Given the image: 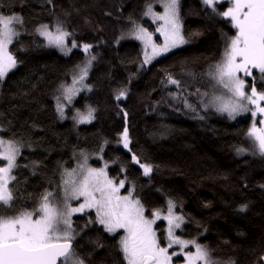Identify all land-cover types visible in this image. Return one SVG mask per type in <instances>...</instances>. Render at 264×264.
<instances>
[{
    "label": "trees",
    "instance_id": "16d2710c",
    "mask_svg": "<svg viewBox=\"0 0 264 264\" xmlns=\"http://www.w3.org/2000/svg\"><path fill=\"white\" fill-rule=\"evenodd\" d=\"M149 3L162 12V0H0V14L22 18L10 46L18 65L0 82V137L20 146L10 183L15 199L11 207L0 205V215L33 210L45 191L58 187L65 170L89 156L91 165L106 162L109 175L125 181L124 192L132 191L147 216L167 213L172 201L174 214L184 217L177 235L207 246L218 264H264V155L237 151L251 145L247 130L255 118L248 112L232 119L204 106L221 95L208 73L236 34L230 18L216 14L231 7L230 0H219L216 12L203 0H179L188 43L143 64L136 27L161 42L155 31L160 21L144 14ZM45 24L52 31L60 24L78 47L65 55L50 46L37 31ZM85 44L92 46L87 52ZM91 57L81 90L68 108L65 102L61 118L62 86ZM260 75L253 69L255 86L264 91ZM169 77L180 83L170 84ZM242 78L249 86L254 82ZM120 91L125 95L117 99ZM89 107L94 118L78 123L77 112L86 115ZM125 128L128 148L121 142ZM133 155L152 166L149 175ZM89 218L94 211L73 216L78 257L84 264H126L122 231L111 234L98 223L85 227ZM157 232L167 245L165 221Z\"/></svg>",
    "mask_w": 264,
    "mask_h": 264
},
{
    "label": "snow or ice",
    "instance_id": "6c2138e0",
    "mask_svg": "<svg viewBox=\"0 0 264 264\" xmlns=\"http://www.w3.org/2000/svg\"><path fill=\"white\" fill-rule=\"evenodd\" d=\"M218 2L219 0H203L213 12H216L215 5ZM162 3L163 13L154 12L152 4L149 3L144 14L162 22L155 31L163 37V43L157 44L153 33L141 26H137L133 32L135 38L144 45L143 64H148L171 49L188 43L182 34L179 0H162ZM230 3L231 7L226 11L216 14L230 18L236 34L226 43L222 60L208 73V76L229 95L213 96L204 106L215 107L218 112L227 113L232 119L242 112L249 111L253 118L258 114L264 116V91L257 90L256 78L253 76V69H256L261 74L260 79L264 81V0H230ZM17 23H22L20 16L0 14V82L18 65L17 58L9 50L14 38L19 36L14 27ZM37 31L47 39L50 46L58 47L62 51H71L66 44V39L71 33L65 31L60 24L55 26V31L49 30L47 24L41 25ZM72 47L78 45L73 43ZM91 47L88 44L83 46L86 52ZM94 59L95 57H91L80 67L79 75L73 77L70 86H62L63 99L69 104L81 90L76 85H83ZM242 77H253V84L249 86ZM168 82L174 85L180 83L171 77ZM248 87L250 92L245 91ZM124 95L125 92L120 91L117 99ZM203 95L207 96L208 93ZM249 105L254 106V110ZM186 106L192 108L190 104ZM65 107L66 105L60 102V97H57V111L61 118L64 116ZM94 111L91 107L86 115L78 111L74 119L78 123L90 122L94 118ZM259 123L261 126L257 127L256 120L253 119L247 136L253 141L259 154L264 155V119ZM121 142L128 148L127 128L122 133ZM19 155L20 149L16 142L0 138V205L11 207L14 202V189L10 188V183L16 180L12 172L18 167ZM132 160L140 164L135 155ZM140 167L143 168L144 175L152 172L151 165L140 164ZM106 168L107 164L99 169L88 167L85 156L79 170H65L62 198H58L56 193L45 191L40 197L39 207L32 211L23 210L14 217L0 215V264H84L73 249L75 234L72 216L77 213L86 214L88 210L95 211V218H89L85 227L98 223L108 233L124 231L119 240V247L126 264H172L173 256L179 254H183L185 264H218L207 246L197 243L196 240H183L176 235L175 230L181 227L184 217L174 214L172 201L168 202L167 215H162L160 210H156L149 219L145 216L140 201L133 198L132 191L127 195L120 194L125 181L120 180L117 184L108 177ZM70 201H77L78 206H72ZM159 219L167 221L166 246H161L153 227ZM174 245L179 246V253H169V249ZM189 245L194 246V252L185 251Z\"/></svg>",
    "mask_w": 264,
    "mask_h": 264
},
{
    "label": "rangeland",
    "instance_id": "374dc122",
    "mask_svg": "<svg viewBox=\"0 0 264 264\" xmlns=\"http://www.w3.org/2000/svg\"><path fill=\"white\" fill-rule=\"evenodd\" d=\"M161 2V1H160ZM163 6V5H162ZM152 7H153V11L154 12H157L158 13V11H156V9H155V7L153 6V4H152ZM145 11H147V8H146V10ZM163 11H164V8L162 9V12L161 13H163ZM179 15H180V11H179ZM152 18V17H151ZM153 19V18H152ZM180 20H181V25H182V34H183V20H182V18H181V16H180ZM160 23H162L161 21H160ZM18 24L19 23H17V24H14V27H15V29H16V31L19 33V28H18ZM160 24L159 23H157V27L159 26ZM51 30V29H50ZM52 31V30H51ZM66 31V30H65ZM149 31V30H148ZM149 32H151V31H149ZM153 33V32H152ZM157 34L161 37V42H158L157 41V39H156V36H155V34H153V39H154V41L157 43V44H161V43H163V37L160 35V33H158L157 32ZM184 36V35H183ZM44 37V36H43ZM45 38V37H44ZM68 38V37H67ZM46 39V38H45ZM46 41H47V39H46ZM141 43H142V45H143V42L141 41ZM66 44H67V47L68 48H70L71 49V51L73 50V48L74 47H72V44H70L69 42H68V39H66ZM184 44H182V45H180L179 47H177V48H180V47H182ZM11 46V45H10ZM10 46H9V50L11 51V49H10ZM144 46V45H143ZM177 48H174V49H171L169 52H167V53H170L171 51H173V50H175V49H177ZM56 49H58L61 53H63V54H65V55H68V54H70L71 53V51H61L59 48H56ZM149 51H150V49H149ZM167 53H164V54H162L161 56H163V55H165V54H167ZM160 57V56H159ZM158 57H156L155 59H157ZM143 59H144V56H143ZM155 59H153L152 61H154ZM151 61V62H152ZM150 62V63H151ZM83 65H85V64H83ZM92 65V64H91ZM91 68V67H90ZM79 75V70H77L75 73H74V76H78ZM73 81V80H72ZM72 81H71V83L68 85V86H70L71 84H72ZM216 83V82H215ZM219 86V85H218ZM76 87L77 88H80L81 89V87H80V84H77L76 85ZM220 88H221V90H220V93H221V95L220 96H225V94L227 93V91L225 90V89H223L221 86H219ZM61 93H62V91H60ZM61 93H60V102L61 103H63V104H66L65 102H66V100H64L63 99V97H62V95H61ZM78 94V93H77ZM76 94V95H77ZM76 95L73 97V98H75L76 97ZM62 97V98H61ZM71 103H72V101H71ZM71 103L69 104L68 103V105H67V108L71 105ZM262 106H264V102H262ZM212 108H214V107H212ZM250 112V111H249ZM242 113H248V112H242ZM251 113V112H250ZM261 119H264V116H261V115H257L256 117H255V120H256V122L258 123V121H260ZM261 125H260V123L259 124H257V127H260ZM1 138V137H0ZM3 139V138H2ZM250 139V138H249ZM251 140V139H250ZM15 142V141H14ZM17 144V143H16ZM250 146H248L247 148H245V152H253V153H259L258 151H257V149L255 148V146H254V143H253V141L251 140V142H250ZM17 146L19 147V149H20V146L17 144ZM98 157H101V156H98ZM18 158H19V156L17 157V160H18ZM79 164L77 165V163H76V166L73 168V169H77V170H79V165L80 164H82V163H84V156H81L80 157V159H79ZM105 164H107L106 162H103V164L100 166V167H97L98 169L99 168H104V166H105ZM0 166H2V165H0ZM87 166L88 167H91V168H96V167H94L93 165H91L90 164V157L89 156H87ZM107 167H108V164H107ZM15 170V169H14ZM13 170V171H14ZM72 170V169H71ZM106 172H107V174H108V177L110 178V179H113L117 184L119 183V181L120 180H116V179H114V178H112L110 175H109V173H108V170H107V168H106ZM12 175H13V172H12ZM63 179H64V176H62V178H61V180H60V183H59V185H58V187L57 188H55V189H53V190H51V191H49V192H53V193H56L57 194V197L58 198H62V195H63V183H62V181H63ZM126 187V184H125V186H124V188ZM124 188H122L121 190H120V194L121 195H127L128 193H126V192H124ZM133 196V195H132ZM133 198L134 199H138V198H136V197H134L133 196ZM139 200V199H138ZM140 201V200H139ZM80 202H82V199H81V201ZM70 203L72 204V206H78V202L77 201H70ZM140 203H141V201H140ZM142 204V203H141ZM37 207H39V204L35 207V208H37ZM34 208V209H35ZM145 210V209H144ZM32 211V210H31ZM88 211H94V210H88ZM21 212V211H20ZM95 212V211H94ZM19 213H17V214H15V215H13V216H10V217H14V216H16V215H18ZM144 214H145V216L147 217V218H149V219H151L152 218V215L151 216H147L146 215V213H145V211H144ZM153 214V213H152ZM161 214L162 215H167V213L166 212H162L161 211ZM75 215H79V213H77V214H74L73 216H75ZM82 215V214H81ZM73 216H72V220H73ZM161 221H165L166 222V230H167V221L166 220H163V219H159V220H157L156 221V223L153 225V227H154V229L156 230V233H157V237H158V232H157V228H158V223H160ZM118 231H122V234H121V236H123L124 235V231L123 230H118ZM111 234H114V233H111ZM176 235H177V232H176ZM178 236V235H177ZM158 239H159V237H158ZM161 246H163V245H161ZM166 246V245H165ZM193 248H194V246H193ZM171 249H173V250H171ZM177 252V253H179L180 252V248H179V246L178 245H174L172 248H170L169 249V253H172V252ZM185 251H195V248L194 249H192V250H187V249H185ZM177 256H182V257H184L183 256V254H179V255H177ZM177 256H173V258H172V264H185V258H184V260L183 261H178V260H175V258L174 257H177Z\"/></svg>",
    "mask_w": 264,
    "mask_h": 264
},
{
    "label": "water",
    "instance_id": "95a60500",
    "mask_svg": "<svg viewBox=\"0 0 264 264\" xmlns=\"http://www.w3.org/2000/svg\"><path fill=\"white\" fill-rule=\"evenodd\" d=\"M73 248H74V242H73Z\"/></svg>",
    "mask_w": 264,
    "mask_h": 264
}]
</instances>
